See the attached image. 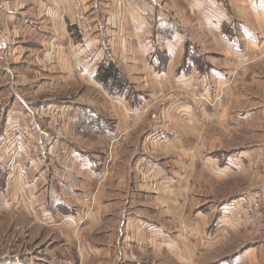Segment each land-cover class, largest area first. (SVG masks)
Here are the masks:
<instances>
[{
  "label": "crops",
  "instance_id": "crops-1",
  "mask_svg": "<svg viewBox=\"0 0 264 264\" xmlns=\"http://www.w3.org/2000/svg\"><path fill=\"white\" fill-rule=\"evenodd\" d=\"M82 1H85L87 11L96 10V0ZM105 1L110 2L111 7L108 9L109 16L103 33L98 29L91 38L82 39L66 18L69 0H0V84L5 83L7 93L11 96L5 108L10 112H21V116L31 115L27 125L16 123L14 126L28 127L37 138L33 137L32 140L40 148L38 157L32 159L29 165L25 164L27 171H22L18 163L12 164H17L16 167L26 175V179L29 177L30 184L26 189L30 191L36 205L32 207L24 203L23 193L13 187L8 195L11 201H6L9 207L4 209H13L38 226L53 227L51 229L60 231L63 237L81 240L84 238L80 235L81 230L87 233L91 228L99 226L114 208L115 202H104L102 197H107L111 188L123 191L126 185L131 184L142 194L144 201L151 202L156 207L152 204L150 217L125 210L126 204L121 207L124 211L122 232L126 236V253L123 255L119 252L120 257H115L122 261L121 264H126L130 252L136 257L134 252L137 251L142 255L160 256L172 264L255 263L257 249H245L242 253L241 247L233 250L238 235L248 232L247 227L237 229L231 226L233 231L223 228L222 233L212 231L213 224L222 215L221 207L229 202L228 199H207V204L203 206V199L199 196L204 174L219 185L246 176L247 167H252L254 150H220V141L216 137L212 140V147L210 142L209 148L210 153L217 152L200 155L192 142L195 132L205 135L206 141L209 128L218 129V134L224 137L234 136L236 130L247 128L254 120L252 117L264 110V106L253 108V111L246 109L249 100L244 98L246 88L255 80L258 72L256 69L264 65V49L258 46L257 38V35H264V0H177L196 18V29L203 34L192 38L201 50L200 55L209 53L205 45L209 42V49L219 52L217 64L209 63L204 66L199 65L192 55L194 51L189 50L192 46L187 40L190 32L186 33L180 27V13L174 8L176 3L166 4L162 0H156L158 3L155 4V15L148 23L143 11L132 9V0H126L127 6L124 7L122 17L115 14L118 0ZM142 1L145 4L146 0ZM244 13L254 22L256 30L239 22L244 21ZM119 33L120 37L116 39ZM109 34H112V38L105 40ZM106 45L110 46L112 57L114 50L116 51L121 59L117 62L118 67L129 84L140 92L136 93L132 101L125 95L127 92L124 89L118 94H112L110 90L105 92L96 79L100 64L108 58L109 50ZM198 53V56L195 53L197 59L200 58ZM25 59L34 61L38 67L32 69L30 77L35 82L28 87L37 99L47 91H58L61 87L65 88L67 82L75 81L89 90L100 91L106 100L108 111L99 108L100 106L97 108L91 100L83 98L61 104L68 111L69 130L78 132L71 136V140L66 138L61 141L62 138H55L48 149L50 153H54L61 146L63 157L55 159L53 153L42 156V144L47 145L51 141L46 134L43 135L44 138H38L37 134L41 135L45 124L35 118L33 112L43 108L48 112L51 107L59 106V101L38 100L37 103L30 104L13 90L12 83L16 78L12 77L11 67H18ZM25 66L21 68L20 65V68L24 69ZM50 66L54 68L50 70ZM137 73L144 78L139 81L138 86L134 81ZM17 84L22 88L29 86L25 79ZM159 85L180 94L177 102L167 103L166 115L171 122L168 130L164 128V140L149 137L152 132L147 119L148 111L155 105L144 111V107L149 106L147 103L150 104L154 97L157 99L162 93L158 89ZM147 88L150 89V95L146 98L148 95L142 92ZM220 90L222 95L215 105L209 107L202 102L199 114H195V109L189 102L191 94H196L199 98L214 99ZM89 113L98 116L100 120H96L87 131L83 125L88 121ZM198 137L204 142V136ZM81 140L87 141L91 147H84ZM140 141L143 143L142 148ZM19 145V141L15 139L4 153H15ZM127 147L133 148L134 154L130 150H124ZM123 151L127 156L131 155L129 160L134 155L129 168L135 179H130L131 174H114ZM8 157L2 153L0 155V184L3 179L7 182L12 180V174L6 171L3 162L10 160ZM143 170L151 172L148 179L141 174ZM67 181L70 185H67ZM153 182L157 184L155 194L151 191ZM71 185L79 186L81 190L76 192ZM95 191L94 208L88 216L89 221L85 222L86 219L80 218L90 211L88 197ZM65 218L67 221L61 223ZM80 220L84 222L75 235L71 229ZM52 222L61 224L48 226ZM102 249L81 245L83 262L80 264L102 256ZM207 256L213 258L200 261ZM69 261L65 260L64 264H70ZM109 261L112 264L115 262L114 259ZM9 263L23 264L18 257Z\"/></svg>",
  "mask_w": 264,
  "mask_h": 264
},
{
  "label": "rangeland",
  "instance_id": "rangeland-1",
  "mask_svg": "<svg viewBox=\"0 0 264 264\" xmlns=\"http://www.w3.org/2000/svg\"><path fill=\"white\" fill-rule=\"evenodd\" d=\"M79 1H80L82 11H84L87 15L86 17L90 19L95 32L92 35L84 38L75 27L78 36L82 39L91 38L92 36H94V34L96 33L98 29L101 31V33H103L106 19L109 16L108 9L111 7L110 2H107L105 0H101L99 2V0H96V6H97L96 10L93 9V11L92 10L87 11L85 1L84 2L82 0H79ZM162 2L166 4L176 3V6L174 8L179 10V13H180V16H179L180 27L183 30L187 31L186 33H188V31L190 32L188 33L187 40L189 41V43L191 42L192 46L189 47V50L192 49V52L194 51L192 55L196 60H198L199 65L204 66V65H209V63L217 64L216 62H217V59L219 58V55H218L219 52L217 51L213 52V50L209 49L210 42L205 44L206 47L208 48L207 51H209V53L207 55H200L201 54L200 48L192 40V38L195 37V35L200 36L201 31L196 29V26H195L196 18L191 16L188 8H186V6L182 5L181 3L177 2V0H162ZM71 3L74 4V1L73 2L70 1V6H71ZM157 3L158 2L156 0H146L145 4L143 3L142 0H132V3L130 4V6L132 7L133 10L143 11L145 13V18H147L146 22L150 23L153 14L155 15V10H156L155 4ZM117 4H118V9H116L115 7V10H116L115 14L119 16L121 15L122 17L125 11L124 7L127 6V2L126 0H118ZM67 12L68 13H67L66 18L68 20V23L71 25L72 22L70 18V12L68 9H67ZM247 19H249V15L247 13H244V18L242 20L245 21ZM244 21H239V22L246 24L247 26L249 25L250 27L255 29L253 27L254 22L250 21V19L247 20V22H244ZM71 26L74 27V25H71ZM120 33L116 39L120 37ZM109 38L110 39L112 38V34H109L108 36H106L105 40L106 39L108 40ZM257 38L259 39L258 46L264 49V35H260V36L257 35ZM241 41L243 40L241 39ZM106 47L109 50L110 46L106 45ZM107 52H108L107 54L108 61H110L111 64L117 69L118 73L124 77L125 85H127L128 79L123 74V71L120 70V68L118 67V63H117L121 59H119V56L116 54L115 50L113 52L114 53L113 57L110 54L111 53L110 50ZM195 53L196 55L198 53L200 58L197 59ZM119 55H121V52L119 53ZM20 63L18 67H15V66L11 67L12 77L16 78L14 82L12 83L13 90L16 93L20 94L22 98L25 99L30 104H35L37 103L38 100H42L43 102H49L51 100L56 101V102L59 101L57 104H60L57 107H51V109L48 112H47V109H44V108L43 110H40V109L37 111L33 110V112L36 115V116L34 115V117L38 118L40 122L45 124V129L43 128V130L40 132L41 135L36 133L38 138L39 139L41 137L44 138L43 135L46 134L48 135V138L51 141V143L47 145H45V143L42 144L41 146L42 156L53 153V151L50 153L48 149L51 147V145L55 141L54 140L55 138L56 139L62 138L61 141H64L66 140V138L68 140L71 138V136H75L78 133L76 130L75 131L69 130L68 128L69 123L67 121L69 117L67 115L68 111H67V108L66 110H64L63 108L64 106L61 104L68 103L69 101L74 100L75 98L77 99L83 98L87 101L91 100L96 105L97 108L100 106L99 108L101 109L103 108L108 111L107 106H105L106 100L103 98L102 93L100 91L92 90V89L89 90L85 88L83 85H80L78 82H75V81L67 82V86L65 85L66 86L65 88L61 87L58 91H53V90H50L49 92L47 91L45 92V94L43 93V96L41 98L37 99L35 95H33V93H31V91L28 90V87H30V85H32L35 82V79H33V77H30L32 73V69H35V68L38 69V67L35 66L36 63L34 61L32 62V61H29L28 59H25V61H23L22 64ZM20 65H21V68H23L22 66H25V65H28L31 67L25 66L24 69H21ZM52 68H54V66H50L49 69L51 70ZM25 69L26 71H23ZM258 69H256L258 72L256 74L254 82L249 84V87L246 88L247 93L244 96V98L246 97L249 100L246 105V109L248 110L251 109L252 111H253V108L264 106V65L262 67H259ZM21 79L28 80L29 86H26L24 88L19 87L17 83ZM143 79L144 78L143 77L141 78L140 74L137 73V76L135 77V80H134L135 85L138 86L139 81ZM4 84H5L4 82L0 84V155L2 153L6 157L8 156L10 157V160H11L10 164L8 163L10 161L9 159H7L8 160L7 163H6L7 160H4L3 162H5L4 167L6 168V171L8 170L7 172L12 174L11 175L12 180H9L7 182L3 179L0 184V264L4 263L5 261H7V263H4V264H11L9 262L12 259H15V257L20 258L23 264H48L49 262L50 263L53 262L55 264L57 263L64 264L65 260H70L69 261L70 264H80L83 262L81 251H80L81 245H83L84 247L88 246L89 248L90 247H94V248L100 247L101 249L103 248L102 249L103 251L100 252V255L102 254V256H99L102 258L92 257L93 260L88 261L86 264H112L109 261L111 259H114L115 261L114 264H121L122 261L119 258L118 259L115 258L116 256L120 257L119 252L122 253L123 255L126 253V249H125L126 245L124 244L126 243V236H125V233L123 235V232H122L123 231L122 225L124 223L122 219H123L124 211L122 210L121 207L126 204L125 210L128 209V210H131V212H135V213H138V215L140 216H146V217H150L149 216L151 215L150 212L153 211V208H151L153 207L152 206L153 203L144 201L142 194H140L137 189L135 190L131 184L130 185L128 184V186L126 185L123 191L122 190L114 191L110 187L111 188L110 193L107 195V197L103 196L102 198L104 202H108V203L115 202L113 210L110 212V214L104 217L103 222L99 226L97 225L96 227H94V229L91 228L90 230H88L87 233H83L81 230L80 235L82 238L84 237L81 240H77L71 237L70 238L63 237V235L60 234L61 233L60 231L51 229L53 227L49 228V227H42L41 225L38 226L36 225V222L32 220H28L27 218L23 217V214L16 213L15 211H13V209H10V210L4 209V208L9 207V205L6 204V201H11L10 199H8L9 198L8 195L11 193V190H13V187L15 188L17 187L18 189H20L21 193H23L24 203L28 204L29 206L32 205V207L33 205L34 206L36 205V203H34V200L31 198L30 191L26 189L30 184V179L29 177L28 179H26V175L23 174L21 170L27 171L28 167H25V164L29 165V162L32 159L37 158L38 157L37 154L40 152L38 143L32 140L33 137L34 138L36 137L32 133V131H30L28 127L27 128L26 127L17 128V126H14L16 123L27 125L26 123L30 122L29 116L31 115L24 114L21 116L20 115L21 112L19 113L15 111L10 112V110H7L5 108V104L10 99L11 96H9V93H7V90ZM134 87L128 82V88L126 87L124 88V90L127 92V94L125 95L128 96V99L130 101L133 100L132 98L136 95V93H140V92H137L136 89H134ZM103 89L105 90V92H107V90L109 89L111 90L109 86L103 87ZM158 89H160V91L162 92L160 96H158L157 99L154 97V99L150 101V104L147 103V105H149L150 107L149 106H147V108L144 107V111H146V110H149L150 108H153V106L155 105L153 109H150L148 111V114H149V118H147L148 123L151 122L150 115L155 114L156 112H159L162 108H165L166 110V107L168 105L167 103L169 102V100L167 99V96L171 95L173 99L174 96L180 95L177 91H174L171 89L166 90L160 85L158 86ZM221 90L219 94L217 95V97H215L214 99L213 98L207 99L209 103L207 105L209 107L215 105V102L218 100V98H220V96L222 95ZM142 93H144L145 95H148L146 96L147 98L150 95V89L145 90V91L143 90ZM192 96H198V95L191 94L189 99ZM250 96L253 99H251ZM156 105H160V106L156 108ZM36 112L38 113L36 114ZM195 114H199V109L195 110ZM101 118L103 117L101 116ZM252 118H254V120H252L251 124L247 128L245 127L243 129L240 128L239 130H236L234 133V136L227 135L224 137L222 134H218L219 132L218 129L216 130L215 128H209V130L207 131V135H206L207 137L205 141V135H198L195 132V139H194V142H192V146L195 147L196 151L197 150L199 151L198 153L200 155L201 154L205 155L208 153L213 154L217 152L215 151V152L210 153L211 150L209 148L210 142H211V147H212V140L216 137L220 141V150L226 151L229 149L228 151H232V150L236 151L235 149H238V148H241V149L250 148L246 150L251 151V152L254 150L253 156L251 157L253 160L252 167L250 169H248L247 167L246 176L241 177V179L231 180V182L229 183L219 185L209 176L205 174L204 176H202L201 178L202 190L199 192L201 193V195L199 196H201L203 199L201 201V204H203V206L207 204L206 202L207 199L210 201L212 200L220 201L221 199H225V200L228 199V201H230L231 199H234L235 197L242 196L244 194L251 193L253 191H257V190L264 188V164L261 163V162H264V161H261V157L264 156V110H262L261 112H258L256 116H253ZM109 121L111 122V120ZM59 122L63 123L64 127L61 132L55 133L50 128V124L51 125H53V123L58 124ZM165 122H166V124H164L165 128L166 130H168L167 127H169V124L171 121L168 119ZM111 123L113 124V121ZM14 130H17L19 134H21L20 138L17 139L19 141V144L20 142H22L21 140H23L22 133L25 131H28L29 141L31 145L28 150L23 148L24 143L19 145L18 149L23 148L24 151L23 152L21 151V153L20 152L17 153L15 151V153L12 152L14 154L12 155V153L9 154L7 152L8 153L7 154L4 152H6L7 151L6 149L8 148V143L6 140L7 134L11 133V131H14ZM198 136H201L202 138L204 136V142L203 140L201 141V139ZM2 140H4L5 142L2 143L3 142ZM80 143L86 148L91 147L87 141L82 142L81 140ZM142 146H143V143L142 141H140V147L142 148ZM44 147H47V149L45 150ZM124 150L126 151L130 150L131 153L134 152L133 151L134 149L131 147L130 148L127 147ZM62 153H63V148L60 146L53 153L55 156V159L59 158V156L63 157L64 155ZM123 153L118 158V163H117L116 168L114 169L115 170L114 174L116 175L119 172L121 176L125 174L130 176L132 172L129 167H130L131 160L133 159L134 153L132 154L133 156L131 160H129L131 156L130 154L127 156L126 153L124 154ZM14 162L20 164L21 170L19 169V167H16L17 164L16 166L12 165ZM254 171H256L255 172L256 174L254 173ZM150 173L151 172L149 171L143 170L141 174L143 175L144 178L148 179L150 177ZM133 175L134 174H131L130 179H135ZM131 183H132V180H131ZM68 184L70 185V183H68L67 181V185ZM151 185H152L151 191L152 193L155 194L157 191V184L153 182L151 183ZM71 187L76 192L81 190V187L79 186L75 187V185L74 186L71 185ZM95 194H96V191L91 195V197L90 195L88 197V199L90 200L89 203L91 204V206L89 207V210L91 212L90 211L86 212L83 218H80L83 220L86 219L85 222H87V220L89 221L90 218L88 216L90 213H92V209L94 208ZM128 201H129V204H128ZM154 207H156V205H154ZM221 210H222V207H221ZM221 210H220V214H221ZM52 215H55V213H52ZM83 220L78 221L77 224L73 226V228L71 229L73 234L76 235V233L79 230V226H81L82 223L84 222ZM64 221H67V219L66 218L63 219L61 223H63ZM217 222L218 221H216V224ZM61 223L52 222L48 226H52V225L59 226ZM259 223H260L259 226L255 227L254 229L247 228L249 230L244 235H238L239 238L235 241L236 247L233 249V250H236L241 247L240 253L244 252L245 249L246 250L257 249L256 251L257 261L255 263L253 262V264H264V242H263L264 241V211L261 212V219ZM216 224L215 223L213 224V230H212L213 232L214 231L216 232L215 230ZM249 232H251V234H249ZM63 238L64 239L66 238V239L64 240ZM72 251H74L73 255H72ZM134 254L136 257H133L132 253L130 252V254L127 256L126 264L127 263L129 264H135V263H138V264H172L170 262L168 263V261L166 262L160 256L158 257L156 255H151V254L142 255L138 251L137 253L134 252ZM113 255H115L114 258H113ZM95 258H98V259H95ZM210 258H213V257L207 256V258L200 259V261H207Z\"/></svg>",
  "mask_w": 264,
  "mask_h": 264
},
{
  "label": "built area",
  "instance_id": "built-area-1",
  "mask_svg": "<svg viewBox=\"0 0 264 264\" xmlns=\"http://www.w3.org/2000/svg\"><path fill=\"white\" fill-rule=\"evenodd\" d=\"M70 1H74V4ZM68 10L70 12V18H71V25H74L78 32L85 38L90 35H92L95 30L92 26V23L88 17H86V13L82 11L80 1L79 0H69V7ZM167 99L170 102H177L179 99V95H176L173 97L167 96ZM190 104L194 107L195 110H198L200 107V104L203 102L205 104H209L207 98H199L196 96H192L189 100ZM160 106V105H158ZM147 111V110H146ZM150 124H151V134L149 137L156 140H164L165 139V132L164 128L166 124V120H168V117L166 115L165 108H162L159 112H156L155 114L150 115ZM52 123V122H51ZM50 124V123H48ZM64 127V124L59 122L58 124L53 123V125L50 124V128L55 132L59 133L62 131ZM21 134L17 130L11 131V133L7 134V143L8 146L12 145L14 143L15 139H19ZM22 142H20V145L24 143V149L28 150L30 148V141H29V132L25 131L22 133ZM4 143L5 141L2 140ZM21 147V146H20ZM21 148L20 150H16V152H23L24 149ZM261 161H264V156L261 157ZM264 164V162H261ZM264 211V188L253 191L251 193L244 194L242 196H238L237 199H233L226 203V205L223 206L221 210V216L216 224V232L222 233V229L226 228L231 231L232 227L242 228L247 227L254 229L255 227L259 226V222L261 219V212ZM215 232V233H216ZM225 236L226 234L223 233Z\"/></svg>",
  "mask_w": 264,
  "mask_h": 264
},
{
  "label": "trees",
  "instance_id": "trees-1",
  "mask_svg": "<svg viewBox=\"0 0 264 264\" xmlns=\"http://www.w3.org/2000/svg\"><path fill=\"white\" fill-rule=\"evenodd\" d=\"M96 75L97 81L103 87L109 86L111 88V90H109L112 94L121 93L122 89L125 88L124 77L118 73L117 69L111 64L110 61H108V58H105V60L100 64ZM87 119L88 121L85 123V125H83L87 131L92 128L96 120H100V118L98 116H94L93 113L87 114Z\"/></svg>",
  "mask_w": 264,
  "mask_h": 264
}]
</instances>
